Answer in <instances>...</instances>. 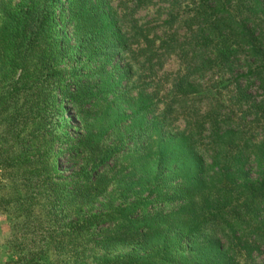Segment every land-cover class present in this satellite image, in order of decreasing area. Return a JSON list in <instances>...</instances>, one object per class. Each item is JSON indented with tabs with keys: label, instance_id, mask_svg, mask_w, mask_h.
<instances>
[{
	"label": "trees",
	"instance_id": "obj_1",
	"mask_svg": "<svg viewBox=\"0 0 264 264\" xmlns=\"http://www.w3.org/2000/svg\"><path fill=\"white\" fill-rule=\"evenodd\" d=\"M66 4L59 15L67 10L73 41L51 0L0 3V116L2 134L12 139L0 149V171H12L31 196H45L52 217L42 227L43 243L35 246L36 232L24 236L19 248L25 254L5 264H41L45 247L64 250V242L84 240L90 229L100 249H127L101 257V264H240L237 256L254 264L251 252L264 245V137L253 138L256 120L264 119V0H191L181 22L189 34L172 36L160 51L151 50L153 29L109 13L103 0ZM176 18L171 14L164 24L172 27ZM172 54L182 66L167 96L127 117L140 123L145 111L151 115L128 135L134 147L118 156L125 140L107 143L126 115L106 120L109 104L134 92L136 60L151 65ZM212 64L240 70L229 91V101L246 103L237 122L228 114L185 113ZM124 77L128 83L120 91ZM248 111L250 121L243 118ZM56 112L79 122L75 137L57 130ZM179 113H185L184 126L173 129ZM130 125L123 127L129 131ZM15 144L18 150L11 151ZM61 157L70 169H60ZM25 214L35 216L31 207ZM70 216L74 220L65 222Z\"/></svg>",
	"mask_w": 264,
	"mask_h": 264
},
{
	"label": "rangeland",
	"instance_id": "obj_2",
	"mask_svg": "<svg viewBox=\"0 0 264 264\" xmlns=\"http://www.w3.org/2000/svg\"><path fill=\"white\" fill-rule=\"evenodd\" d=\"M31 0H0V3L3 6H13L20 2L29 3ZM107 4L105 8L109 13L118 14H127V23L136 21L137 25H142L145 28L153 29L151 32H148V37L152 41L151 50L160 51L162 42L170 39L172 36L181 40L184 36L188 35L187 27L183 20L188 17L190 12H187L191 0H103ZM173 2V3H172ZM54 7L57 9V22L64 25L65 34L69 33L70 39L73 41L74 36L71 34L73 31L70 29L69 24L66 22L68 15L67 10H64V15H59L60 9H66L67 4L66 0H51ZM0 10V26L2 25V17ZM171 14L176 15V20H172L173 25H165ZM173 19V18H172ZM175 19V18H174ZM9 24V23H8ZM12 26L15 25L14 22H11ZM14 27V26H13ZM11 28V25L9 26ZM62 36V35H61ZM176 40V39H175ZM134 45V44H133ZM135 49V46H133ZM132 48V49H133ZM164 46L162 47L163 50ZM123 59L115 58L114 63H117L118 66L123 64ZM140 61L136 60V65L134 67L136 74L134 76V85L136 88L134 92L126 99L125 97L115 101L114 104H109L111 110L107 111L105 114V119L115 120L116 118L121 119L125 114L126 117L122 118L123 121L119 122V129L112 135L109 139L108 145L116 143L117 139L122 138L123 142L125 140L126 144L124 147L120 148L117 151V155L120 156L125 152L130 151L127 146H132V142L129 140L128 135L130 133H136V129L144 127L143 123L150 118V113L147 111L143 115V120L140 123H130L131 120H128L127 117L130 116L134 111L136 112L140 106L149 104L153 99H160L161 97H166L168 91L171 88V81L174 76V73L181 68V59L172 54L169 57L160 55L153 59V63H149L141 66ZM112 65H115V64ZM109 68V66L107 67ZM218 64H212L211 69H208L205 73L202 80L197 81V90L194 94L190 95V99L187 102V107L185 113L189 111H197L198 113L204 115L209 113L211 116L215 117L221 116L223 114L230 115L235 122L239 121L241 118V111H239V106L242 105L243 108L246 104L244 100L238 103V100L229 101L230 90L231 93H234L233 85L237 83L235 74L238 69L233 67V71H226ZM230 72V73H229ZM240 73V72H239ZM140 78L138 79V76ZM127 74L125 75V77ZM232 76V77H231ZM234 76V77H233ZM118 80L119 90L124 91L127 86V80L125 79ZM148 82L149 84L143 94L137 95L139 86L142 82ZM251 97L253 100L257 101L261 97L260 92L250 91ZM247 102V101H246ZM245 108V107H244ZM253 111H248L246 117L243 118L247 121L252 120L254 117ZM55 112H53L54 114ZM185 113H179L178 118L171 125L173 129L177 126L181 129L184 126V120L182 116H185ZM207 115V114H206ZM205 115V116H206ZM5 115L0 116V149H5L10 146L11 137L4 136L2 134L4 128ZM258 126L256 125L254 129L255 140H259L264 137L263 126L264 119L258 118L256 120ZM2 123V126H1ZM263 123V124H262ZM105 122H98L96 126L104 125ZM131 127H123V125H129ZM256 124V123H255ZM54 125L57 126V130L60 132L70 133L71 136L75 137L76 134L74 127L79 125V122L75 121L72 113H67L65 115L59 114L56 112L54 118ZM30 127L33 126V123H30ZM142 126V127H141ZM207 129L202 133V136L207 137L209 125H206ZM241 132L237 134V137H241ZM243 136V135H242ZM157 135L153 136V138ZM204 138V137H203ZM204 141H208L207 138ZM223 145L225 143L221 142ZM13 149L18 150L17 144H15ZM250 158V157H249ZM208 159H210L208 157ZM252 160V157L250 158ZM110 162V161H109ZM71 168L69 162H66L62 157L60 158V169L68 170ZM12 171L1 172L0 171V264H5L8 261H14L17 258L25 254V249L21 250L19 244L23 241L24 236H30L36 232L38 235H35V246L43 243V226L51 220V214L48 211V201L45 199V196L41 194L30 195L31 191L28 190L21 181L14 179L12 177ZM11 176V177H10ZM10 177V178H9ZM171 180H174L171 178ZM115 185V184H114ZM120 190L117 191L119 193ZM117 196V194L115 195ZM98 200L103 201L101 197ZM32 201V203H31ZM120 202V201H119ZM31 207L35 216L33 218L27 217L25 211ZM66 210V209H65ZM61 211V207H60ZM66 212V211H65ZM92 212H96L94 209ZM60 213V212H59ZM64 214V213H62ZM61 215V214H60ZM62 216V215H61ZM74 220L73 216H70L65 219V222ZM43 221V222H42ZM41 223L42 225L38 224ZM95 227H93L94 230ZM99 228V227H98ZM92 229L85 234L86 238L84 240L77 241L73 238L69 242H64V250L58 251L50 244L46 249L44 257L40 260L41 264H101L100 258L105 256L109 258H116L124 254L127 251L124 247H117L111 251H106L100 249L98 246H95L93 239L88 237L90 234H93ZM31 234V236H32ZM62 241V238H61ZM223 242H226V239H222ZM27 249V248H26ZM48 249V250H47ZM250 257H253L254 264H264V245H259L256 247L250 254ZM240 264H250L243 260V257H236ZM242 259V260H241Z\"/></svg>",
	"mask_w": 264,
	"mask_h": 264
}]
</instances>
